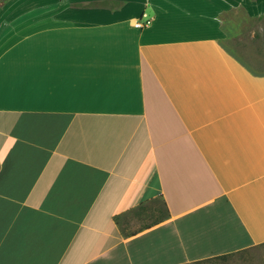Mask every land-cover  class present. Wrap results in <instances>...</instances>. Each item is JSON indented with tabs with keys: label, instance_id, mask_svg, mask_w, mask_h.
<instances>
[{
	"label": "crops",
	"instance_id": "obj_1",
	"mask_svg": "<svg viewBox=\"0 0 264 264\" xmlns=\"http://www.w3.org/2000/svg\"><path fill=\"white\" fill-rule=\"evenodd\" d=\"M240 17L264 0H0V264L264 243V52L222 40Z\"/></svg>",
	"mask_w": 264,
	"mask_h": 264
},
{
	"label": "rangeland",
	"instance_id": "obj_2",
	"mask_svg": "<svg viewBox=\"0 0 264 264\" xmlns=\"http://www.w3.org/2000/svg\"><path fill=\"white\" fill-rule=\"evenodd\" d=\"M233 32L231 30L230 35ZM236 34V39H231L228 35L222 39L225 46L235 52L238 58H250L247 62L254 67L255 65L259 67V61L264 52V21L260 22L257 17H240ZM201 264H264V243L246 252L210 259Z\"/></svg>",
	"mask_w": 264,
	"mask_h": 264
},
{
	"label": "built area",
	"instance_id": "obj_3",
	"mask_svg": "<svg viewBox=\"0 0 264 264\" xmlns=\"http://www.w3.org/2000/svg\"><path fill=\"white\" fill-rule=\"evenodd\" d=\"M151 19L146 18V19H135V21L133 22V25L136 27H140V28H144L148 25L151 24Z\"/></svg>",
	"mask_w": 264,
	"mask_h": 264
}]
</instances>
